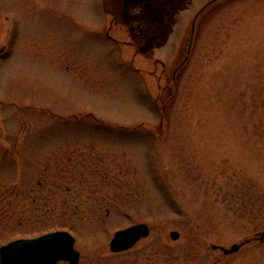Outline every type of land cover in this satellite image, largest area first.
<instances>
[{
  "label": "rangeland",
  "instance_id": "rangeland-1",
  "mask_svg": "<svg viewBox=\"0 0 264 264\" xmlns=\"http://www.w3.org/2000/svg\"><path fill=\"white\" fill-rule=\"evenodd\" d=\"M209 2L0 0V245L67 229L77 264H264V240L210 246L264 228V0L211 3L181 68Z\"/></svg>",
  "mask_w": 264,
  "mask_h": 264
},
{
  "label": "water",
  "instance_id": "water-1",
  "mask_svg": "<svg viewBox=\"0 0 264 264\" xmlns=\"http://www.w3.org/2000/svg\"><path fill=\"white\" fill-rule=\"evenodd\" d=\"M213 1L215 0H210L192 19L189 47L178 64L179 67L186 62L190 52L198 16ZM148 234L149 226L145 222L134 223L125 228L115 230L108 242L109 250L112 252L127 250ZM169 235L172 239H176L179 233L176 230H171ZM252 239L263 241L264 228L255 233L254 236L242 238L228 247L213 243L210 246L212 249H218L224 254H229L237 251ZM74 242V236L65 229H56L33 237L14 238L0 245V264H57L59 261H65L66 264H77L79 261V251L74 247Z\"/></svg>",
  "mask_w": 264,
  "mask_h": 264
},
{
  "label": "trees",
  "instance_id": "trees-1",
  "mask_svg": "<svg viewBox=\"0 0 264 264\" xmlns=\"http://www.w3.org/2000/svg\"><path fill=\"white\" fill-rule=\"evenodd\" d=\"M213 2H217V0H215V1H213ZM213 2H212V3H213ZM193 37H194V36H193ZM191 44H192V43H191ZM188 47H189V40H188ZM188 47H187V49H188ZM179 63H180V62H179ZM183 65H184V64L181 65V68L183 67ZM172 77H173V78H172V80H173V84H174V86H175L174 88H175V90H176V84H177V82H176V78H175L174 74L172 75ZM92 118H94L95 120L99 121L98 119H96V118L93 117V116H92ZM67 189H68V188H67ZM46 228H47V227H46ZM43 230H44V229H42V232L49 231V230H44V231H43ZM51 230H52V229H51Z\"/></svg>",
  "mask_w": 264,
  "mask_h": 264
},
{
  "label": "flooded vegetation",
  "instance_id": "flooded-vegetation-1",
  "mask_svg": "<svg viewBox=\"0 0 264 264\" xmlns=\"http://www.w3.org/2000/svg\"><path fill=\"white\" fill-rule=\"evenodd\" d=\"M178 236H179V235H178ZM177 238H178V237H177ZM177 238H176V239H177ZM137 242H138V241H137ZM127 250H129V249H127ZM127 250H124V251H121V252H125V251H127Z\"/></svg>",
  "mask_w": 264,
  "mask_h": 264
}]
</instances>
